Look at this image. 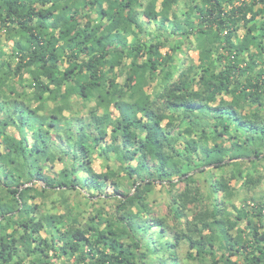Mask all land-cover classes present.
I'll list each match as a JSON object with an SVG mask.
<instances>
[{"label":"trees","instance_id":"trees-1","mask_svg":"<svg viewBox=\"0 0 264 264\" xmlns=\"http://www.w3.org/2000/svg\"><path fill=\"white\" fill-rule=\"evenodd\" d=\"M0 264H264V0H0Z\"/></svg>","mask_w":264,"mask_h":264},{"label":"rangeland","instance_id":"rangeland-1","mask_svg":"<svg viewBox=\"0 0 264 264\" xmlns=\"http://www.w3.org/2000/svg\"><path fill=\"white\" fill-rule=\"evenodd\" d=\"M147 30H149L150 32H154V31H153V28H151V26H148V27H147ZM8 47H9V45H8ZM190 56H191L194 60H196V53L192 52V53L190 54ZM81 107H82V106H80V108H81ZM94 166H95V167H98V166H99V162L96 161L95 164H94ZM155 197H156L157 199L163 200L162 197L164 198V195H163V193H161V191H159V192H156V193H155ZM235 202H238V199H236Z\"/></svg>","mask_w":264,"mask_h":264}]
</instances>
